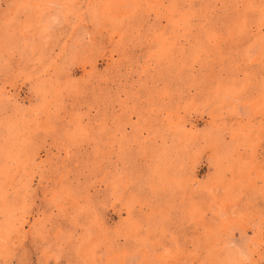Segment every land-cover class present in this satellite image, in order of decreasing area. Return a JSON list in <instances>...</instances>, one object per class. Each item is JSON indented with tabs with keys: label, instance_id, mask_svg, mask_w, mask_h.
Returning <instances> with one entry per match:
<instances>
[{
	"label": "rangeland",
	"instance_id": "1",
	"mask_svg": "<svg viewBox=\"0 0 264 264\" xmlns=\"http://www.w3.org/2000/svg\"><path fill=\"white\" fill-rule=\"evenodd\" d=\"M0 264H264V0H0Z\"/></svg>",
	"mask_w": 264,
	"mask_h": 264
}]
</instances>
